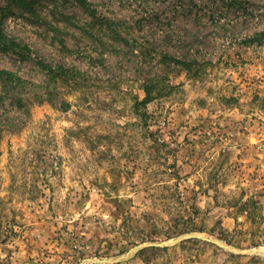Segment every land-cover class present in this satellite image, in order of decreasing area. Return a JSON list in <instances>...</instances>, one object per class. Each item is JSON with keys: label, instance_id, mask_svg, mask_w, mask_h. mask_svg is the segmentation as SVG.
Instances as JSON below:
<instances>
[{"label": "rangeland", "instance_id": "rangeland-1", "mask_svg": "<svg viewBox=\"0 0 264 264\" xmlns=\"http://www.w3.org/2000/svg\"><path fill=\"white\" fill-rule=\"evenodd\" d=\"M88 1L103 22L73 0H0L5 33L71 71L0 53L24 81L0 83V264H264V42L248 43L264 0ZM182 235L197 238L102 261Z\"/></svg>", "mask_w": 264, "mask_h": 264}, {"label": "trees", "instance_id": "trees-1", "mask_svg": "<svg viewBox=\"0 0 264 264\" xmlns=\"http://www.w3.org/2000/svg\"><path fill=\"white\" fill-rule=\"evenodd\" d=\"M34 1L35 0H8L7 6H6L7 8L5 9L8 10V12H11L12 7H16L21 12L34 15L35 10H36L34 8ZM73 1L77 3L83 9V11H85V13H87L88 16L93 21H95L97 24L98 22L101 21L98 19L97 10L95 9L93 3L89 2L88 0H73ZM235 3H237V1L234 0L233 4ZM104 24L110 27L118 23L113 22L111 20H105V23H103L102 25ZM262 42H264V31L257 33L256 35L248 39V43L250 44H259ZM0 53L12 54L16 56L18 60L22 62L32 61L39 67L40 70H42L48 75L58 76V77H63V76L67 77L71 73V71H66L61 67L57 69L52 68L49 64H47L41 58L36 56L28 45L18 41L15 38L9 37L4 31L2 19H0ZM161 62H163L166 65L173 64L175 66H179L186 73H193L194 76L198 75L197 66L199 64L196 61L180 60L174 56H171L165 53V54H162ZM72 74L77 75L79 78L80 76L83 75V72L79 70H74ZM0 83H1L2 90H5L7 87L19 86L23 84L24 81L19 76H17L16 73L5 70V69H0ZM163 87H164L163 81H160L158 78L156 79L153 78L152 80H148L144 82L142 86V90L145 96L142 100L137 99L134 104L136 113L138 114L141 120L145 121L146 114H147L146 112L141 111V107L145 108L148 104L153 102L157 98V96L161 94ZM250 204H251V200H247L246 202H244L243 206L245 207L244 209H242V211L246 212V207L248 208ZM188 231H191V230H188ZM152 234L153 236H151L150 241H154L153 240L154 238L156 239V237L154 236L155 233H152ZM168 238H171V237H168ZM141 241L144 242L145 240H141ZM167 250L168 248L159 249L156 247H149L146 249H142L138 253V255L142 257L148 252H158V251H167Z\"/></svg>", "mask_w": 264, "mask_h": 264}, {"label": "water", "instance_id": "water-1", "mask_svg": "<svg viewBox=\"0 0 264 264\" xmlns=\"http://www.w3.org/2000/svg\"><path fill=\"white\" fill-rule=\"evenodd\" d=\"M190 238H197L195 237L194 235H182V236H179L173 240H170V241H167V242H164V243H151V244H141V245H138L136 246L134 249H132L128 254L126 255H123V256H119V257H115V258H112V259H105V260H102L103 262L105 263H108V262H119V261H122V260H125L130 254H133L135 253L136 251H139L147 246L149 247H161V246H166L168 244H173V243H179V242H182L184 240H187V239H190ZM90 263L92 264H99V263H102V262H98V261H95V260H89Z\"/></svg>", "mask_w": 264, "mask_h": 264}]
</instances>
